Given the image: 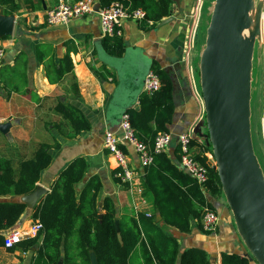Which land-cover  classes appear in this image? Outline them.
<instances>
[{"label": "crops", "instance_id": "0c3cea01", "mask_svg": "<svg viewBox=\"0 0 264 264\" xmlns=\"http://www.w3.org/2000/svg\"><path fill=\"white\" fill-rule=\"evenodd\" d=\"M97 3V0H95ZM19 9L13 16V27L9 35L0 34V124L8 127L0 135L13 147V159L29 157L38 144L50 147L51 162L42 171L36 186L50 191V186L59 173L76 157L85 159L86 168L79 190L92 176H98L101 188L97 205L105 197L113 200L118 216L135 215L132 197L115 173L114 159L103 148V134L106 130L117 131L120 114L133 107L142 94L143 80L156 64L171 79L173 84L174 112L168 132L176 138L188 131L201 111L200 102L191 91L181 57L187 32L188 14L193 0H180L177 9L172 2V19L152 26L151 22L126 19L121 24V36L125 50L120 57H113L102 47L99 16L94 14L75 18L62 25L49 26L44 22L45 12L57 4V0H16ZM207 8V7H206ZM5 8H0V16ZM205 13V12H204ZM264 39L261 40L263 45ZM69 54L73 71L65 74L54 84L49 83L46 73L58 67L59 60ZM195 60V58H194ZM254 63L256 61L254 60ZM76 86V93L73 92ZM197 87V83H196ZM198 92V91H197ZM78 107L89 122L88 131L75 137H67L69 129L61 125V117L53 111L57 100ZM196 130V128H195ZM203 125L197 135L204 134ZM196 140L203 142L202 136ZM175 140L169 155L174 150ZM129 159V167L142 173L137 155L130 147H123ZM195 155L201 153L194 146ZM209 153V152H204ZM202 154V153H201ZM206 158V156H205ZM208 159V158H207ZM213 163V160H207ZM143 190L142 178L139 181ZM34 200L33 206L45 195ZM144 212L152 213L149 197ZM207 201L219 217L214 233L201 231L195 220L190 221V230L181 233L160 223L165 234L176 238L179 254L189 248L206 252L211 264H221V253H236L250 258L244 243L238 236L232 216L227 209L224 196L213 198L205 193ZM32 207V205H31ZM29 210L16 224L26 226L30 221ZM28 216V217H27ZM157 221L159 219L157 218ZM32 247L27 251L16 247L13 250L0 248V264H30L35 253ZM62 264V262H60ZM128 264H144L142 247L137 245L128 258ZM178 264V262L176 263ZM251 264H254L251 262Z\"/></svg>", "mask_w": 264, "mask_h": 264}, {"label": "trees", "instance_id": "16d2710c", "mask_svg": "<svg viewBox=\"0 0 264 264\" xmlns=\"http://www.w3.org/2000/svg\"><path fill=\"white\" fill-rule=\"evenodd\" d=\"M115 1H122L128 10L142 9L145 12L143 21L151 22L152 26L172 14L171 0H97V3L104 8ZM2 7L6 16L19 9L16 0H0ZM102 47L113 57H120L125 50L119 37H103ZM56 66L53 69L55 78L50 71L46 73L51 84L73 71L68 53ZM151 70L160 79L159 91L152 96L141 94L139 106L125 111L137 138L147 145L152 144L157 133L168 132L174 112L170 77L154 63ZM73 92L76 93L75 85ZM53 111L61 117V125L69 129V133H64L67 137H75L90 128L83 112L70 103L58 99ZM206 134V130L204 134H195L191 146L212 155L205 139L197 144V136L204 138ZM49 149L46 144H38L29 157L18 158L15 163L10 158L0 157V232L25 218L28 208L20 198L35 190L42 171L51 162ZM121 149L125 152L123 147ZM173 149L170 155H154L152 163L142 169L144 195L150 198L153 210L149 216H118L109 197L98 207L100 179L92 176L78 190L76 186L83 180L86 162L84 158H74L59 173L50 191L29 211V218L42 225L35 238L23 240L18 245L23 251L36 249L30 264H90V252L94 253L97 264H128L129 255L138 244L142 247L144 264H211L206 252L198 248H189L179 254L176 238L165 234L160 226L162 222L187 233L190 221L195 220L201 230L199 219L203 210L207 208L216 213L192 177L178 167V144ZM201 153L195 155V159L207 167V193L213 198L222 197L218 175ZM2 246L0 234V248ZM220 256L221 264H258L251 256L225 252Z\"/></svg>", "mask_w": 264, "mask_h": 264}, {"label": "water", "instance_id": "95a60500", "mask_svg": "<svg viewBox=\"0 0 264 264\" xmlns=\"http://www.w3.org/2000/svg\"><path fill=\"white\" fill-rule=\"evenodd\" d=\"M171 1L175 8L180 7V0ZM252 1L211 2L207 8L210 20L206 41L197 69L207 131L204 139L211 146L214 161L210 168L218 175L238 236L256 263L264 264V177L253 152L250 133L253 51L240 38V29L245 28L244 15ZM99 8L95 3L94 11L98 12ZM171 19L168 17L161 23ZM13 20V16H0L1 35L11 33ZM7 127L0 124V131L4 133ZM198 132L200 127L194 130ZM41 194L45 190L36 186L20 200L31 210ZM89 257L90 264H97L93 252Z\"/></svg>", "mask_w": 264, "mask_h": 264}, {"label": "built area", "instance_id": "2783aa9c", "mask_svg": "<svg viewBox=\"0 0 264 264\" xmlns=\"http://www.w3.org/2000/svg\"><path fill=\"white\" fill-rule=\"evenodd\" d=\"M213 0H193L192 8L188 14L186 40L184 44V52L181 57L185 74L187 76L191 91L196 99L200 102L201 111L199 112L195 124L185 133L173 137L169 132H159L154 137L152 144L147 145L140 141L134 129L131 126L129 116L123 113L118 122L117 131L106 130L103 134V148L114 159L117 171L115 177L127 186L132 197V208L137 215L143 212L145 216L149 213L144 212L141 207L146 206V200L142 196L143 190L140 188L141 172H136L129 167L128 156L123 152L121 147H130L137 155L139 166L143 169L149 166L156 154H168L171 150L174 140L179 146L180 154L177 161L178 167L187 173L196 182L202 192L207 193L208 170L207 167L195 159L192 151V140L195 135L196 127L204 126V109L202 105L201 95L197 92L195 74L197 65L194 60L195 40L200 18L204 9L209 7ZM94 0H57V4L48 9L44 14V22L46 25L55 26L66 24L72 19L85 17L94 14ZM206 8V9H207ZM99 16L100 34L102 37H120L121 24L126 19L145 20V12L140 9L128 10L122 1L112 2L108 7L99 8L96 12ZM3 57V51L0 50V62ZM161 87L159 77L150 70L143 82L142 94L152 96L159 91ZM139 106V100L134 104V108ZM206 159L213 160L210 153H202ZM199 224L204 233H214L219 225L218 215L205 208L201 213ZM42 229L39 221H30L26 226L24 224H15L11 228L1 231L3 237V246L5 250H13L26 239L35 238Z\"/></svg>", "mask_w": 264, "mask_h": 264}, {"label": "rangeland", "instance_id": "374dc122", "mask_svg": "<svg viewBox=\"0 0 264 264\" xmlns=\"http://www.w3.org/2000/svg\"><path fill=\"white\" fill-rule=\"evenodd\" d=\"M254 7L261 15V36L264 39V0H254ZM209 20L210 16L208 15V11L205 8L200 18L196 34V44L194 49L195 65L198 64L200 55L205 45L206 30L209 25ZM256 51H258L259 60L257 63L252 62L253 71L251 73L250 86V133L253 152L264 177V43L261 46L257 45L255 47L253 56L256 54ZM195 81L197 83L198 94L201 95L198 69L195 74ZM205 130L206 127L204 125L203 131ZM0 138L3 139V136L0 135ZM8 144V142L0 140V157L10 158L13 163V147L9 146Z\"/></svg>", "mask_w": 264, "mask_h": 264}, {"label": "bare ground", "instance_id": "6f19581e", "mask_svg": "<svg viewBox=\"0 0 264 264\" xmlns=\"http://www.w3.org/2000/svg\"><path fill=\"white\" fill-rule=\"evenodd\" d=\"M261 15L254 7V1H252L250 7L247 9L244 15V26L245 28L240 29L241 41H246L249 47H252L254 53L255 47L261 46L262 40V29H261ZM259 60L258 51L252 58V62ZM253 71V69H252Z\"/></svg>", "mask_w": 264, "mask_h": 264}]
</instances>
